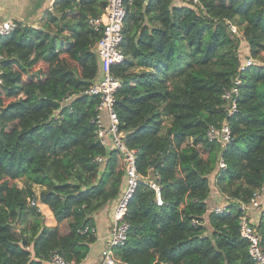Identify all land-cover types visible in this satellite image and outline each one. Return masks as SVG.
<instances>
[{
	"label": "trees",
	"instance_id": "16d2710c",
	"mask_svg": "<svg viewBox=\"0 0 264 264\" xmlns=\"http://www.w3.org/2000/svg\"><path fill=\"white\" fill-rule=\"evenodd\" d=\"M217 1L230 19L193 0L126 2L113 106L126 145L137 149L139 178L113 264H255L239 216L264 186V169L256 175L246 163L264 139V0ZM106 3L53 0L37 25L14 19L0 36V264H41L54 251L82 264L97 238L93 215L124 190L123 159L101 142L92 121L99 98L87 92L100 73L92 47L100 34L89 18ZM236 78L229 113L221 94ZM223 122L226 146L206 133ZM214 179L222 213L209 209ZM39 204L56 224L35 214ZM256 213L264 251V209Z\"/></svg>",
	"mask_w": 264,
	"mask_h": 264
},
{
	"label": "built area",
	"instance_id": "2783aa9c",
	"mask_svg": "<svg viewBox=\"0 0 264 264\" xmlns=\"http://www.w3.org/2000/svg\"><path fill=\"white\" fill-rule=\"evenodd\" d=\"M126 2L130 0H107L103 12L95 17L89 18V25L100 34L95 41V51L99 59L100 73L98 79L89 86L88 93L98 96L99 102L96 105V115L92 121L96 124V132L105 146H111L118 150L124 163L125 186L121 194L116 198L112 215L110 218V232L105 239L104 246L100 252L99 264H113L115 262L113 248L125 243L129 223L124 218L127 203L137 185L139 174L135 167L137 149L130 148L124 141V133L119 130V119L114 110V94L119 86V80L113 76L111 65L123 60L124 56L120 50L122 40V24L126 15ZM15 26L13 18H4L0 21V36L8 33ZM232 31L238 32L237 26L229 23ZM2 55H0V58ZM254 59L247 57L240 64V68L250 65ZM1 73V71H0ZM1 82V74H0ZM239 80H234V85L225 88L221 97L225 101L224 108L232 113L236 109V99L238 96L237 84ZM207 138L210 141H218L226 146L231 140L230 129L227 122L220 126H211L207 130ZM101 160L100 157L97 158ZM218 168H225V161L222 156L217 159ZM156 175V174H155ZM157 176V175H156ZM155 176V178H156ZM149 185L155 191L157 204H161L160 187L154 178L149 180ZM242 210L239 216V229L242 237L248 240V252L255 264H264V251L261 249L259 235L251 224V217L248 218V210L260 211L264 209V187L256 189L248 203H241ZM225 205L217 206L213 209L216 213H222ZM87 229V227H86ZM95 232V226L90 227ZM41 264H80L73 260H68L62 254L54 251Z\"/></svg>",
	"mask_w": 264,
	"mask_h": 264
},
{
	"label": "rangeland",
	"instance_id": "374dc122",
	"mask_svg": "<svg viewBox=\"0 0 264 264\" xmlns=\"http://www.w3.org/2000/svg\"><path fill=\"white\" fill-rule=\"evenodd\" d=\"M176 2H181V0H175ZM200 2V5L204 8L205 12L213 15V16H223L227 19H230V16L228 15V12L226 11V8L218 3L217 0H193ZM53 0H0V9L2 8L4 10V15H7L9 13L13 14L12 16H15L14 19H24L27 23L37 25L40 21V17L42 16V13L45 12L48 8L52 6ZM10 17V16H9ZM3 19L0 18V21ZM240 34L242 33V29L239 30ZM82 42L86 41V38L83 36L81 39ZM245 42V41H244ZM95 42H93L92 47L94 48ZM42 66L41 64H38L35 66L34 69ZM55 71H50V75H52ZM160 109H165V106H160ZM165 117V116H164ZM164 123L167 122V118L163 120ZM246 163L248 165V168L250 171L255 173L256 175H260L263 173L264 169V139L262 140L261 145L250 151L246 155ZM217 180L214 179V182H211L212 185V193L216 196H218L217 190L218 186L215 184ZM264 187V186H263ZM221 199H224L223 195H219ZM218 196V197H219ZM210 206L209 209L213 211L214 207L217 205L215 201H209ZM220 202L221 206V201ZM115 205V199L110 201V211H109V218H111L112 210ZM223 205H226L225 202ZM41 214L44 217V223L48 225H54L56 224V221L54 220L50 210L48 207L44 204H39V209L35 214ZM61 231L66 230L65 224L60 223L58 224ZM19 224H16V227H18ZM24 229H26V226H24Z\"/></svg>",
	"mask_w": 264,
	"mask_h": 264
},
{
	"label": "crops",
	"instance_id": "0c3cea01",
	"mask_svg": "<svg viewBox=\"0 0 264 264\" xmlns=\"http://www.w3.org/2000/svg\"><path fill=\"white\" fill-rule=\"evenodd\" d=\"M11 13L4 15V10L1 8L0 9V18L4 19V18H13L15 16L11 17ZM245 53H248V46L247 43L244 46ZM219 196V195H218ZM215 196L214 200L216 202V206H220L218 204H220V202H218V200L221 201V206L224 204V200L220 198V196ZM116 201V198H115ZM110 202L107 203L103 208L99 209L98 211L95 212V214L93 215L94 218V226H95V234H96V241L94 243L91 244L90 247V251L86 257V259L83 261L82 264H99V260H100V252L104 246V242L105 239L107 238L109 232H110V218H109V211H110ZM214 207V208H215ZM256 210H248V214L251 217V219H254L258 214L256 213Z\"/></svg>",
	"mask_w": 264,
	"mask_h": 264
},
{
	"label": "clouds",
	"instance_id": "9594fccd",
	"mask_svg": "<svg viewBox=\"0 0 264 264\" xmlns=\"http://www.w3.org/2000/svg\"><path fill=\"white\" fill-rule=\"evenodd\" d=\"M108 147H111V146H108ZM137 154V153H136ZM121 158H122V156H121Z\"/></svg>",
	"mask_w": 264,
	"mask_h": 264
}]
</instances>
